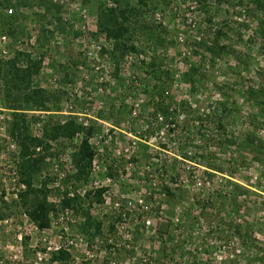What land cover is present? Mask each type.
Instances as JSON below:
<instances>
[{
    "label": "rangeland",
    "instance_id": "1",
    "mask_svg": "<svg viewBox=\"0 0 264 264\" xmlns=\"http://www.w3.org/2000/svg\"><path fill=\"white\" fill-rule=\"evenodd\" d=\"M110 10L128 12L120 49L99 28ZM17 55L40 65L50 110L12 109L0 82V264L60 248L68 264H264V0H0V59ZM71 119L84 133L49 141L33 181L56 208L41 229L21 207L18 131ZM74 190L79 212L61 214Z\"/></svg>",
    "mask_w": 264,
    "mask_h": 264
},
{
    "label": "trees",
    "instance_id": "2",
    "mask_svg": "<svg viewBox=\"0 0 264 264\" xmlns=\"http://www.w3.org/2000/svg\"><path fill=\"white\" fill-rule=\"evenodd\" d=\"M104 16H107L108 19ZM104 16L100 19L99 28L108 33L109 36H113L116 41V48L120 49V47L124 46L122 38L129 32L128 12L125 10L120 12L110 10ZM131 49L134 50L133 47ZM18 54L20 55V53ZM39 70L40 65L31 60L27 62L26 66H23L18 55L8 60L0 59V82L4 84L7 97H10L14 104L11 107L12 109L16 111L50 110L48 106L50 101L49 93L44 89L36 88L32 85L33 76ZM171 109L170 106L162 109L166 117L171 116V111H173ZM15 124L13 123V125ZM15 130L17 132V129ZM83 131L84 128L72 119L47 128L43 137L37 140H33L30 137L22 138V134L18 131L17 139L21 148L20 171L22 183L26 186V190L20 194L22 199L21 207L41 229L50 226L51 213L56 209L54 204L48 201V196L51 193L50 190H47L48 182L46 180L42 181L38 187H34L33 184L42 167L48 163V158L44 153L52 149L49 141H58L60 139L72 140L77 133ZM92 131L93 128L88 127L86 136L81 139L77 150L72 154V163L76 168V179L78 181L89 177V171L93 165L94 151L89 140ZM33 145L41 147V156H32L31 148ZM80 197L78 190H74V192L67 196L61 197L56 206L58 211L61 214L69 211L78 213L81 208ZM90 220V216H87L84 224L89 225ZM99 227L97 228L99 229ZM70 259L71 255L69 251L60 248L52 253L51 261L56 264H68Z\"/></svg>",
    "mask_w": 264,
    "mask_h": 264
},
{
    "label": "built area",
    "instance_id": "3",
    "mask_svg": "<svg viewBox=\"0 0 264 264\" xmlns=\"http://www.w3.org/2000/svg\"><path fill=\"white\" fill-rule=\"evenodd\" d=\"M89 140H90V138H89ZM90 143H91V141H90Z\"/></svg>",
    "mask_w": 264,
    "mask_h": 264
}]
</instances>
